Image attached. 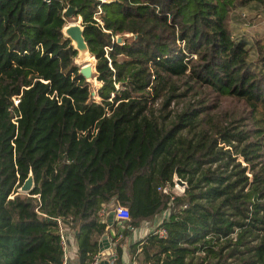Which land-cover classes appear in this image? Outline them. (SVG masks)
<instances>
[{
	"label": "trees",
	"instance_id": "trees-1",
	"mask_svg": "<svg viewBox=\"0 0 264 264\" xmlns=\"http://www.w3.org/2000/svg\"><path fill=\"white\" fill-rule=\"evenodd\" d=\"M251 4L264 9V0H0V264H62L58 222L76 242L71 263L90 264L110 202L128 209L126 231L167 213L164 237L131 245L141 264H264V37L251 60L230 27ZM78 17L95 58L89 82L61 32ZM30 171L34 188L21 194ZM174 174L182 194L162 191ZM115 254L122 264L120 243Z\"/></svg>",
	"mask_w": 264,
	"mask_h": 264
},
{
	"label": "crops",
	"instance_id": "crops-1",
	"mask_svg": "<svg viewBox=\"0 0 264 264\" xmlns=\"http://www.w3.org/2000/svg\"><path fill=\"white\" fill-rule=\"evenodd\" d=\"M250 10L255 12L264 11V9L258 6L257 4H251L247 7L239 8L232 13L230 27L235 37H246L250 43V46H252V43L254 45V40H256V39H252V37L256 34L253 32L251 34L245 33L246 24L244 23V19L246 17V11H250ZM261 36L264 37V35ZM261 36L258 35L257 39L258 37ZM112 204L114 203L113 202L108 203L105 206V208ZM105 208L102 209L101 213H99V216L107 223V227H106L107 232L104 236H102L101 240L103 238H106V240H108V247L99 250L98 253H100L101 261H108V264H112V260L110 261L109 257H111L112 255H116L115 245L117 243H120L122 249V254H121L122 264H141L139 259H137L139 248L136 250L134 255H132L130 253L131 245L140 241L141 239L144 238V236L147 233L151 232L154 229V227L158 224V222L162 220L164 216L167 215V213L162 212L158 214L155 217V219L151 221H142L138 227L133 229L130 228L127 229L126 231L125 229L121 228L122 223L120 221L116 225H114V219L113 216L111 215L112 212L110 211L108 212ZM71 247L74 252L71 261L73 262L77 251L76 242L73 236L71 238Z\"/></svg>",
	"mask_w": 264,
	"mask_h": 264
},
{
	"label": "water",
	"instance_id": "water-1",
	"mask_svg": "<svg viewBox=\"0 0 264 264\" xmlns=\"http://www.w3.org/2000/svg\"><path fill=\"white\" fill-rule=\"evenodd\" d=\"M75 11H76L75 7L68 6L64 12L67 18L71 19L73 18ZM61 32L65 38L70 40L73 49L77 52V55L74 58V64L78 66V64L80 63L79 64V67H80L79 74L87 82H89V79L94 77L95 66L93 68L92 65L89 63V61H85L86 57H88V55L91 56V54L89 52L88 44L84 37V26L82 25V21H79L77 19L75 21H70L66 23L62 27ZM116 41L121 42L122 37L117 36ZM92 95H94V92H92ZM172 181H173L174 187L180 192V194L185 192L186 187H187L186 181L182 180L176 174L173 175ZM34 184H35L34 176H33V173L30 171L26 179L23 181L21 186L18 188V192L21 194L29 195L34 188ZM111 215L113 216V212L111 213ZM99 247L100 249L107 248L108 240H106V238H103L99 242ZM115 257L116 255H112L111 257H109V260L111 261ZM99 264H108V261H101Z\"/></svg>",
	"mask_w": 264,
	"mask_h": 264
},
{
	"label": "built area",
	"instance_id": "built-area-1",
	"mask_svg": "<svg viewBox=\"0 0 264 264\" xmlns=\"http://www.w3.org/2000/svg\"><path fill=\"white\" fill-rule=\"evenodd\" d=\"M99 1L105 2L110 0H99ZM101 14H102V9L101 6L98 5L97 10L94 12L93 18L96 21V23L100 26H102V21L100 19ZM162 191L164 193H168L170 191V188L168 186H165L163 187ZM101 211L99 213H101ZM113 216L115 217V219H117L122 223L121 228L125 229L123 222L129 218L128 209L124 206H118L117 209L113 212ZM161 221L162 220L158 222V224L154 227L152 232L154 231V233L157 234L159 237H164L166 234L164 228L157 227L161 223ZM58 224H59V240L62 249V264H72L71 261L74 253L71 247L72 234L70 233L67 227L60 224L59 222ZM100 262H101L100 253H97L93 256V260L90 264H99Z\"/></svg>",
	"mask_w": 264,
	"mask_h": 264
},
{
	"label": "rangeland",
	"instance_id": "rangeland-1",
	"mask_svg": "<svg viewBox=\"0 0 264 264\" xmlns=\"http://www.w3.org/2000/svg\"><path fill=\"white\" fill-rule=\"evenodd\" d=\"M77 19L79 21H81V17H78ZM244 23L246 24L245 33L251 34L253 32V33L256 34V35H254L252 37V39H257L258 35H260V36L264 35V11H261V12H255V11H251V10L250 11H246V17L244 19ZM119 37H121V35H119ZM262 38H263L262 36L258 37V39H262ZM251 47H253V50L251 51L250 59L253 60L255 58V54H254L255 49H254L253 43H252ZM88 61L92 65V67L94 68V66H95V58L91 55V57L89 58ZM79 64H78V66H79ZM92 78H94V77H92ZM99 84H98V82L95 85L90 83L92 92L96 91V89L99 87ZM95 98H96V96H95ZM186 102H187V99H185V98L179 99V103L178 104H176V103L172 104L170 106V108L173 109V113L180 112L181 108L186 104ZM225 102L226 101L223 102V106L225 105ZM158 104H159V101H158V103L155 104V106L156 107L159 106ZM213 113H215V112H213ZM170 192L174 193V194H180V192L174 186L171 187ZM118 206H120V205L112 204L110 206H107L105 209L108 212L109 211L110 212H114L117 209Z\"/></svg>",
	"mask_w": 264,
	"mask_h": 264
},
{
	"label": "bare ground",
	"instance_id": "bare-ground-1",
	"mask_svg": "<svg viewBox=\"0 0 264 264\" xmlns=\"http://www.w3.org/2000/svg\"><path fill=\"white\" fill-rule=\"evenodd\" d=\"M90 57H91V56L88 55V57H86L85 61H88ZM90 80H91V79H89V81H90Z\"/></svg>",
	"mask_w": 264,
	"mask_h": 264
}]
</instances>
